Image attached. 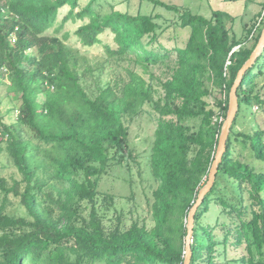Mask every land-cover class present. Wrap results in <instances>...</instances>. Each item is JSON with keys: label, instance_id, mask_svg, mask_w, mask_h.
I'll list each match as a JSON object with an SVG mask.
<instances>
[{"label": "trees", "instance_id": "obj_1", "mask_svg": "<svg viewBox=\"0 0 264 264\" xmlns=\"http://www.w3.org/2000/svg\"><path fill=\"white\" fill-rule=\"evenodd\" d=\"M82 1L0 0V156L20 176L0 175V264H184L189 214L209 180L232 87L262 32L246 26L240 39L227 12L207 18L149 0L190 29L185 47L170 48L163 38L173 26L160 16L114 4L102 13L100 0ZM70 20L84 21L78 42L102 45L103 56L57 35ZM153 67L166 70L157 76ZM237 95L227 150L195 216L191 264H264V51ZM147 106L157 114L153 226L127 228L120 216L107 224L115 198L99 184L130 168V128Z\"/></svg>", "mask_w": 264, "mask_h": 264}, {"label": "rangeland", "instance_id": "obj_2", "mask_svg": "<svg viewBox=\"0 0 264 264\" xmlns=\"http://www.w3.org/2000/svg\"><path fill=\"white\" fill-rule=\"evenodd\" d=\"M91 0H83L81 5L86 6ZM164 3L183 6L189 9L191 12L198 15H210L214 10L228 11L233 9V13L237 16L236 24L233 27V32L240 36V39H244L246 36V26L253 30V33L260 34L263 32L264 26L259 21L264 16V0H161ZM116 7L119 10L130 15H150L160 16V23H165L169 26H173L166 33L163 38V42L166 46L173 48L174 46L185 47L189 37L190 29H182L177 25L179 22V14L168 11L166 8L156 6L149 0H100L95 4V7L102 13L110 10V5ZM77 12V11H76ZM69 13V7L65 6L60 14V20ZM211 16V15H210ZM209 16V17H210ZM61 22V21H60ZM84 21H68L64 27L58 32V36L63 38L64 35L70 34L68 38L72 44H75L77 48H80L83 53L88 54L90 57L103 56L105 50L102 45L87 50L83 48L78 42L75 31L83 24ZM60 24V23H59ZM51 35L55 34L53 30H50ZM103 42L113 45V37L106 33L103 37ZM153 72L157 76H162L166 70L164 67H153ZM148 80V75H144ZM166 79V77H164ZM155 82V81H154ZM157 88L161 89L157 81L155 82ZM149 111V115L145 114L142 118L137 120L130 128V142L131 149L133 151L134 158L130 161V168L123 167L109 171L110 174L103 177L99 184V191L101 194H109L115 198V206L111 210L110 214L106 217V222L109 219H113V225L118 222L117 218L120 216L122 224L129 228L134 222L146 224L150 229L153 226L151 221V215L147 200L151 198L152 192L156 187L150 171L149 160L150 150L154 138V131L157 125V114L154 110L147 106L145 107ZM2 111H5V106L1 107ZM258 112V108L254 109ZM241 128V126H239ZM249 128V125H247ZM8 160L4 154L0 156V175L11 181V177L15 176L20 179L15 168L11 165H7ZM1 203V197H0ZM191 241V240H190ZM230 249V256H234L235 253Z\"/></svg>", "mask_w": 264, "mask_h": 264}, {"label": "water", "instance_id": "obj_3", "mask_svg": "<svg viewBox=\"0 0 264 264\" xmlns=\"http://www.w3.org/2000/svg\"><path fill=\"white\" fill-rule=\"evenodd\" d=\"M240 46L234 49L236 51ZM264 51V30L262 32V35L260 37L259 43L255 50L253 51L250 59L244 64V66L239 71L237 80L235 81L231 93H230V100H229V110L227 114V118L224 122L223 128H222V134L220 137V143L216 155V159L213 163V166L211 168L209 180L207 184L202 188L200 191L198 201L192 208L190 214H189V220H188V229H189V236H188V242L186 247V255H185V261L184 264H191L192 260V249H191V241H192V235H193V229L195 226V216L196 213L203 203L205 197L210 193L212 190L215 181H216V175L218 173L219 165L221 164L223 160V156L227 150V141L231 132V129L233 127V124L237 118V114L239 111V99H238V89L240 85L242 84L243 78L246 75L247 71L254 66L257 59L260 57V55ZM191 240V241H190Z\"/></svg>", "mask_w": 264, "mask_h": 264}, {"label": "crops", "instance_id": "obj_4", "mask_svg": "<svg viewBox=\"0 0 264 264\" xmlns=\"http://www.w3.org/2000/svg\"><path fill=\"white\" fill-rule=\"evenodd\" d=\"M252 1V0H251ZM181 7H183V6H181ZM186 8V7H185ZM189 10V9H188ZM212 11H216V10H212ZM219 11H221V10H219ZM225 12V11H224ZM227 13H228V11H226ZM195 14V13H194ZM229 14H231L233 17H235V19H238L237 18V16L233 13V9H231V11L229 12ZM202 15V14H201ZM210 15H212V13L210 14ZM210 15H208V16H206V15H203V16H205V17H207V18H210L211 16ZM210 16V17H209ZM235 24H236V21H235ZM234 24V25H235ZM238 36V38H240V36L239 35H237Z\"/></svg>", "mask_w": 264, "mask_h": 264}]
</instances>
